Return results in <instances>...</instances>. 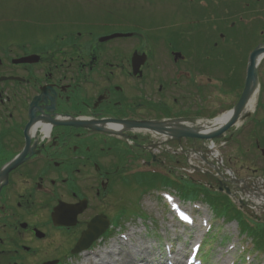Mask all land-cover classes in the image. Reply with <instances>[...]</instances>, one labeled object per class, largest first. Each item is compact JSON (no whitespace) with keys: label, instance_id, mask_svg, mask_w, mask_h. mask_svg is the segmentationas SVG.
I'll return each mask as SVG.
<instances>
[{"label":"flooded vegetation","instance_id":"flooded-vegetation-1","mask_svg":"<svg viewBox=\"0 0 264 264\" xmlns=\"http://www.w3.org/2000/svg\"><path fill=\"white\" fill-rule=\"evenodd\" d=\"M243 4L0 0V264H30L50 242L75 247L100 217L90 250L118 228V183L173 172L153 153L154 130L194 120L182 115L184 79L189 98L218 85L207 66H227ZM254 39L252 51L264 46Z\"/></svg>","mask_w":264,"mask_h":264},{"label":"rangeland","instance_id":"rangeland-1","mask_svg":"<svg viewBox=\"0 0 264 264\" xmlns=\"http://www.w3.org/2000/svg\"><path fill=\"white\" fill-rule=\"evenodd\" d=\"M235 13H240L239 17L248 25L244 31L232 34L231 38L236 37V41L231 43L227 66H207L211 68L208 73L218 81L213 85H218L205 93L195 91L189 98L193 87L184 79L180 94L182 115L192 114L194 119H187V122L196 124L216 118L232 110L241 96L249 54L257 41H247L249 34L259 33L264 40V0H244L242 8ZM236 19L230 16V22ZM197 82L204 84L201 80ZM259 83L257 110L243 119L242 126L215 140L219 160L210 155V142L205 140L181 139L180 146L174 149L172 138L169 142L160 141L152 150L154 154L167 155L166 167L173 168L176 176L202 183L211 188L214 195L228 191L229 198L246 219L264 222V123L261 124L264 119V60L259 68ZM173 150L178 153L176 159ZM167 151L169 153L165 154ZM150 177H154L153 174L133 176L134 180L128 178L118 183L113 213L120 218L111 236L73 256L72 243L50 242L39 247L38 256L30 264L55 260L60 264H96L101 259L99 264H130L138 254L149 252L147 248H153L160 259L167 249L172 262L163 264H264V250L256 249L253 237L241 232L242 216H219L209 198L184 199L178 189L166 186L164 181L147 185ZM171 250H175V254L172 255Z\"/></svg>","mask_w":264,"mask_h":264},{"label":"water","instance_id":"water-1","mask_svg":"<svg viewBox=\"0 0 264 264\" xmlns=\"http://www.w3.org/2000/svg\"><path fill=\"white\" fill-rule=\"evenodd\" d=\"M264 57V47L258 46L254 49L249 57L247 74L243 92L238 103L235 107L230 111L232 112L231 117L227 120V122L213 131L212 133L203 134L197 132L191 128H181L179 130H171V129H163L157 128L154 131L159 134H166L171 136V138L176 139H193V140H213L222 137L225 133H227L233 126L243 119H246L247 114H245V106L247 101L251 95L254 87L259 86V59ZM56 219V217H55ZM59 224L61 225H70V221L68 219L60 220ZM105 231V226L100 217L95 218L91 224L89 225V230L84 232L76 244L73 254H78L82 251L88 250L92 244L100 237V235ZM52 264V263H49Z\"/></svg>","mask_w":264,"mask_h":264},{"label":"trees","instance_id":"trees-1","mask_svg":"<svg viewBox=\"0 0 264 264\" xmlns=\"http://www.w3.org/2000/svg\"><path fill=\"white\" fill-rule=\"evenodd\" d=\"M184 176L175 177L174 175L154 176L147 179V185H152L153 182L164 181L166 186H171L178 189L182 193L184 199H197L198 197L209 198L212 202V207L219 216L239 215L242 219L239 221L241 232L250 234L253 237V243L256 249L264 250V222L258 220L246 219L238 206L225 193L217 192L216 195L211 193V188H206L202 183H194L184 180ZM182 181V182H181ZM196 201V200H195ZM247 230H251L249 233Z\"/></svg>","mask_w":264,"mask_h":264},{"label":"bare ground","instance_id":"bare-ground-1","mask_svg":"<svg viewBox=\"0 0 264 264\" xmlns=\"http://www.w3.org/2000/svg\"><path fill=\"white\" fill-rule=\"evenodd\" d=\"M264 57L259 59V68L261 63L263 62ZM259 96H260V85L257 87H254V89L251 92V95L247 101V104L245 106V114L249 115L250 113H254L257 110L258 107V103H259ZM232 112H226L220 116H218L217 118H215L214 120L211 121H206V120H200L196 125H192V124H188V123H183L182 125L179 126V128H191L197 132L203 133V134H208V133H212L213 131L217 130L218 128H220L221 126H223L227 120L231 117ZM242 120H240L237 125L238 126H242ZM161 137V141L162 142H166L168 140H170L171 136H168L166 134H162L160 135ZM209 151H210V155L213 156L214 158L219 157V151L215 145V143H211L209 145ZM164 245H162L161 248H163ZM148 250H150L147 253H141L138 254L137 258H133L132 261L130 262V264H163V263H168V262H172L169 261L172 259V256L167 255L170 253H167L168 250H163V259H160L158 257L155 256L154 254V249L153 248H147ZM146 249V250H147ZM144 250V251H146ZM180 251V250H179ZM171 254H175V250H171ZM102 261V259L99 262H95L96 264H99Z\"/></svg>","mask_w":264,"mask_h":264}]
</instances>
